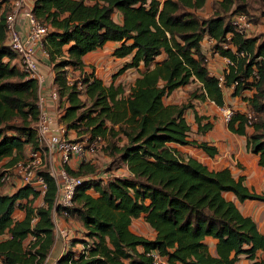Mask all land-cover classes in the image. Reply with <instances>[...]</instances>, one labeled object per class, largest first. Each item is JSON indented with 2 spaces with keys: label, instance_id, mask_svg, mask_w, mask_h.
<instances>
[{
  "label": "trees",
  "instance_id": "1",
  "mask_svg": "<svg viewBox=\"0 0 264 264\" xmlns=\"http://www.w3.org/2000/svg\"><path fill=\"white\" fill-rule=\"evenodd\" d=\"M8 1L0 0V164L7 160L1 168L39 148L35 125L41 114L38 83L21 70L6 44ZM31 1L32 13L47 28L43 46L48 57L39 64L48 68L57 92L59 123L78 138L101 137L99 149L128 172L115 176L109 167L96 177L90 161L77 159V167L70 169L75 157L63 166L83 180L61 221L69 236L56 264H156L151 252L163 259L161 264H236L241 256L249 264H264V234L225 196L232 194L238 203L264 202V194L249 189L227 167L210 169L178 148L192 147L210 158L218 153L208 141L191 139L185 116L191 110L197 133H205L211 125L198 114L196 103L225 106L203 52L202 41L208 38L212 53L233 63L221 72L224 86L235 84L230 95L245 101L255 118L248 129L246 114L233 110L227 131L245 137L247 151L257 155L264 170V40L254 37L253 30L250 36L235 32L230 23L234 15L247 12L248 0H218V9L208 17L199 13L207 0ZM108 43L117 44L112 57L129 61L107 85L93 68L86 70L84 58ZM232 48L246 53L248 61ZM131 69L137 76L128 90L115 85L114 79ZM74 72L82 78L69 85L67 75ZM190 84L195 89L188 102H164ZM245 91L252 94L244 96ZM40 173L47 184L42 205H37V192L20 185L18 177L0 183L7 187L0 193L2 264H45L54 244L56 184L48 172ZM17 211L21 218H15ZM140 218L153 238L131 230ZM207 238L214 241L213 253ZM78 244L81 249L72 250Z\"/></svg>",
  "mask_w": 264,
  "mask_h": 264
},
{
  "label": "built area",
  "instance_id": "2",
  "mask_svg": "<svg viewBox=\"0 0 264 264\" xmlns=\"http://www.w3.org/2000/svg\"><path fill=\"white\" fill-rule=\"evenodd\" d=\"M8 2L10 11L5 18L6 44L9 46L10 50L16 54L21 70L24 71L29 78H33L37 81L40 93V89L46 80L41 70L39 60L47 59L48 57L43 46L47 28L36 19L32 13L31 0H9ZM230 23L235 32L243 36H250L253 30V24L244 12L234 15ZM228 38L229 36L226 39ZM210 43H212L211 40ZM229 46L230 45H228V47ZM224 47H226V45H224ZM232 51L237 56L247 57L248 61L249 56L246 53L236 52L234 48H232ZM260 59L262 58H257V60ZM224 60L226 63L224 69H227L228 65L233 64L228 58H224ZM206 61L208 66L209 59L207 57ZM210 73L217 76L218 86L223 92L233 89L235 84H232L228 88L224 86V77L222 73L216 74L211 71ZM253 75L256 76V70L253 71ZM251 79L252 77L249 80ZM67 81L69 85H72L76 80H73L67 75ZM76 86L78 89H81L82 83L77 81ZM50 94L52 99L57 100V92L54 87L51 89ZM225 107L226 106L218 108L222 114V120L227 123L235 109L233 107ZM40 111L41 114L35 125L37 137L39 139V148H30L25 159L16 162L12 166L2 167L0 171V183L8 184L12 179L18 177L20 185L28 186L37 192V205H42V197L47 189V184L44 175L40 172H48L56 184V197L51 214L54 235L56 240H60L61 243L64 244L69 236V229H67L61 221L62 218L68 217L67 210L73 206L75 190L77 186L81 184L83 178L70 175L63 166L68 164L72 157L87 161L89 155L99 149L104 142L99 136L94 139L85 136L80 141L73 140L67 136L64 125L59 123L55 116L48 115L41 109ZM240 112L246 114L249 125L248 129H251V122L255 119L252 113L248 108ZM206 157L208 160L213 159L207 155ZM35 221L36 218H33L31 223ZM33 239L34 238L31 237L30 240ZM149 255L152 256L154 263H163V259L156 252H151ZM47 259L48 257L46 260ZM57 259H54L52 264H56ZM0 264L2 263L0 262Z\"/></svg>",
  "mask_w": 264,
  "mask_h": 264
},
{
  "label": "crops",
  "instance_id": "3",
  "mask_svg": "<svg viewBox=\"0 0 264 264\" xmlns=\"http://www.w3.org/2000/svg\"><path fill=\"white\" fill-rule=\"evenodd\" d=\"M204 42H206V45H203ZM210 43V40L208 38H205L202 41L203 46V52L205 53L206 57L209 59L208 68L209 71L213 73H221L222 70L226 67V63L223 57H219L212 53L211 48L210 50L207 49L208 44ZM98 51V50H97ZM97 51L89 53L84 58V63L86 64L88 60L93 59L92 55L95 54ZM209 55L212 56V58H209ZM87 65V64H86ZM42 72L45 75V78H47L43 84V86L40 89V109L48 114L53 115L57 119L59 117V108H58V101L51 98V89L53 88L52 82L50 79V76L48 77V68L42 67ZM136 72V71H135ZM137 76V73H136ZM134 76V78L136 77ZM133 78V80H134ZM194 85V84H190ZM186 87V86H185ZM183 87V88H185ZM181 89V88H179ZM230 91V90H228ZM174 94V92L172 93ZM172 94L167 98V103H175L174 100H172ZM252 93H247V91L243 92L244 96H250ZM236 98V97H235ZM226 99L224 97V103L226 105ZM239 105L244 107V109H238L239 111H245L246 102L241 100L239 97ZM206 106V107H205ZM196 109L198 110L199 115L209 116L211 114L212 110L213 112H218V107L211 102H205V103H199L198 106H196ZM204 109H208V111H205ZM202 111V113L200 112ZM220 112V111H219ZM219 112L216 114L218 115ZM228 134L224 136H220V138L211 137L205 141H208L212 145H214L218 153L217 155L210 160L209 164L212 166L211 169H221V168H228L231 172V174L234 177L242 176L244 178L243 184L247 186L249 189L254 190L258 194H264V170L258 165V157L255 154L250 153L247 151L245 146V137L238 136L231 134L229 131H227ZM67 136L69 138L75 137L76 134L74 131L70 130L67 132ZM180 149H184L182 146H178ZM28 149L25 150V152ZM186 151V150H185ZM204 154V153H202ZM205 155V154H204ZM7 160H3L1 164L5 163ZM79 163V160L77 158H73L69 164L70 169H75L77 167V164ZM121 174H115V176H125L128 172L126 169V166L123 165V167L120 170ZM7 191V187L0 186V193H5ZM225 196L233 200L236 205L239 207L241 212L247 216H250L255 223L257 224V227L261 233L264 234V202L260 201H245L244 203H238V201L233 197L232 194L226 193ZM17 218H21L22 214L21 212L17 211ZM20 213V215H19ZM16 218V216H15ZM67 225V224H66ZM79 225V224H78ZM131 230L139 235H145L149 238L154 237V232L151 231L146 224L143 222V220L135 219L133 220L131 226ZM207 242L210 244V251L214 252V241L210 238H207ZM63 243H61L60 240H54V244L50 250L49 256L55 255L54 259H57L59 256L63 253ZM250 261L247 260L244 256H241L239 261L236 262V264H249Z\"/></svg>",
  "mask_w": 264,
  "mask_h": 264
},
{
  "label": "rangeland",
  "instance_id": "4",
  "mask_svg": "<svg viewBox=\"0 0 264 264\" xmlns=\"http://www.w3.org/2000/svg\"><path fill=\"white\" fill-rule=\"evenodd\" d=\"M216 1H218V0H207L204 8L199 11L200 16L208 17L215 10H217L218 9V6H217L218 2H216ZM246 11H247L246 13H247L248 17L251 18V20H252L251 22L253 24V36L257 37L259 39V41H263L264 40V16L262 15V12H264V1H262V0H248ZM114 19L118 20L117 15L114 16ZM207 44H208L207 49L210 50L211 44H209V43H207ZM116 45L117 44H115V43H108L103 49H100L95 54H93L92 55L93 59H91V60L89 59L88 62L86 63L88 65L86 70H88L89 68H93L95 75L98 78L102 79V81L107 85L110 84V82L114 78V75H116L118 70L123 65L124 61H129V57H127L125 59H115L114 57H112L111 53H112L113 49L116 47ZM203 45H206V42H204ZM209 58L211 59L212 56L209 55ZM88 71L91 72L90 69ZM136 73L137 72H135L134 69L124 71L122 74L118 75L114 79L115 85L120 83L124 86L125 90H128L131 82L133 81L134 76H136ZM69 76L73 80H77L78 78H80V79L82 78V76L78 72L69 73ZM194 89H195L194 85H188L185 88L178 89L174 92V94H172L171 99L174 100L176 104L186 103L189 101V94ZM247 93L249 94L252 92L247 91ZM223 94H224V97L227 101L225 108L233 107L235 110L244 109V107L239 105L240 104L239 103V97H236V98L232 97L230 95V91H226V90L223 92ZM167 101L168 100L166 98L164 100V102L167 103ZM192 103H196V102L192 101ZM196 105L198 106L199 103H196ZM245 106H246V104H245ZM245 108L247 109V107H245ZM204 110L208 111V109H204ZM210 111H211V114L209 116H205V118L209 120L208 122L211 125V129L209 131H206L205 133H202V132L197 133V128H196V124L194 122V118L192 116V111L190 110V111L186 112V114H185L186 119L191 126V134H190L191 139H195L198 141H204V140L211 138L212 136L216 137L218 139V138H220V136H224V135L228 134L227 128H226V123L222 120V114H221V112H219V109H218V112H219L218 115H216L218 112H213L212 110H210ZM200 112L202 113L201 110H200ZM205 121L206 120H204L203 123H205ZM71 139L80 141V140H82V137L78 138L75 136V137H72ZM184 149L186 150L185 151L186 154L191 155L192 157L196 158L197 160H199L200 162H202L208 168L211 169L212 166L209 164V160L206 159L207 158L206 155L202 154L203 153L202 151L195 149V148H192V147H184ZM107 158L108 157L106 156L105 152H103L102 148L95 150L93 153H91L89 155V158H87V161H90L96 168V174H95L96 177L101 176L107 169H109V167H111L110 171H112V172H110V173L113 175L122 173L120 170L123 167V165H121L116 160L114 162L116 164H112L110 162V159H107ZM80 160H83V159H80ZM0 171H1V164H0ZM16 214H18V213L16 212ZM19 215H20V213H19ZM16 217H18V216H16ZM72 223L75 224V221L72 220ZM72 223H68V225L70 224V226H73ZM76 227L77 226L75 225L74 228L78 229V227L77 228ZM80 249H81V245H79V244L72 247V250H74V251H78ZM54 257H55V255L48 256V259L46 260V264H52Z\"/></svg>",
  "mask_w": 264,
  "mask_h": 264
}]
</instances>
